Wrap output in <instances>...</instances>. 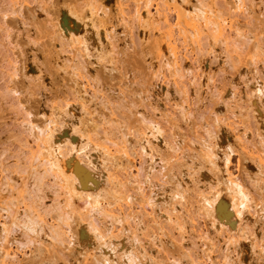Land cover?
<instances>
[{
  "label": "bare ground",
  "instance_id": "obj_1",
  "mask_svg": "<svg viewBox=\"0 0 264 264\" xmlns=\"http://www.w3.org/2000/svg\"><path fill=\"white\" fill-rule=\"evenodd\" d=\"M33 1L37 4L32 9H37L39 12L36 13H40V16L44 13L41 18L44 17L45 25L38 27L35 26L38 25L37 22L35 24L37 20L33 22L31 26L34 25V29L36 27L33 32L36 33L38 29V33L33 37L32 34L31 37L27 35V42L32 44L30 46L38 44V49L36 46L27 48L29 51L42 48L47 52L49 49V54L45 52L44 57H41L42 49L41 55L40 52L38 55L42 61L43 58L44 61L49 59L52 64H49V60L43 63L39 56V60L36 59L34 52L27 58L31 59L30 62L33 60L36 66L39 64L38 70L43 69V73L49 70V76V71L45 74L47 78L50 79V74L56 72L55 75H60V81L64 79L59 83L66 87L58 84L62 90L57 88L60 96L53 92L60 102L52 98L65 107L59 108L61 104L58 108L57 105L53 106L56 102L48 98L52 100H49L52 103H49L50 106L47 104L50 107V112L47 109L49 114L45 110L41 111L48 107L38 110L43 118L39 113L36 114L41 121L32 118L31 109L23 110V105L20 106L17 99L15 105L18 108L20 104V116L18 111V117L13 113L15 106L10 108L14 118H19V127L24 129L22 131L26 136L28 134L29 142L23 133L17 135V138L25 136L22 139L27 142L24 146V142L18 138L22 142L20 147L24 146V151L27 149L23 151L25 154L22 149L20 151L24 154V163L21 162L23 167L20 162H15L20 164V167L17 166L19 164L15 165L19 168L14 166L18 171L14 172V167L11 168L13 163L9 168L0 163V264H27L21 263L23 259L19 260L16 248L11 249L12 243L21 250L27 248L28 254H33L32 260L36 259V264H58L59 259L56 261L55 256L59 253L62 256L64 250L67 252L70 249L74 250L75 256H71V262L65 263L60 258V264H241L246 250L244 247L249 245L254 248L257 242L253 241L259 237L263 245L260 244V250H256V254L260 255H256L254 264H264V75L259 72L262 65L264 68V55L261 56V53L264 54V0H58L57 10H53L56 13L51 16L44 7L51 0H0V5L6 3L0 6V12L7 8L12 15L18 12L20 18L24 10L22 8L27 7L31 11L29 6ZM10 11L5 12L11 14ZM6 13H0L1 32L5 29L10 31L11 24L8 26L3 21L8 15ZM25 16L21 15V18ZM135 39H141L139 42L144 45V57L147 55L148 61L140 58L142 50L137 51L138 54L134 53L137 58H133L136 60L131 68L132 72L137 71L129 77L130 74H125V71L130 69L131 72V68L127 69L122 64L124 61V64L131 62V57L128 58L131 49L128 48L130 45L135 47ZM142 44L140 48H143ZM9 53L11 55V51ZM119 55L126 56V60L123 57L119 59ZM208 58L215 61L216 68L207 61ZM9 59H0L5 69L2 70L0 63V81H3V86L0 84V101L9 100V94L18 92L16 83L11 87L15 81L10 79L13 80L18 72H23V68L21 71L16 68L19 63L17 65ZM140 59L141 63L147 61L144 66L139 63ZM5 61H11V64ZM112 61L119 64L115 65ZM109 62L114 64L112 67L120 69V82L124 81L123 74L125 82H128L127 78L134 81L137 75L139 80L133 82L134 88L130 86V90L135 92L123 90L127 88V83L119 84L123 89L115 87L114 83L116 90L121 89L123 92L118 90V98L117 95H113L115 98L109 97L107 90L113 86H107L109 83L104 82L96 67L101 64L98 67L101 66L102 72L111 73L113 70L114 73L116 68H111ZM30 64L32 69L34 64ZM36 66L35 71L34 68L32 72L28 69L26 73L36 77L35 80L30 74L28 77L23 73L26 81L29 80L26 84L31 83L33 88L41 86V81L39 83L37 79L40 75L43 81L42 71H38ZM45 67L47 69L44 70ZM60 71L64 72L63 75L68 73L67 77ZM6 79L8 81L5 82ZM46 79L45 86L49 81ZM10 81L12 84H8ZM240 84L250 86L247 85L249 89L244 86L247 95H243L248 99L242 98L243 95L238 92ZM166 90H177L178 96L181 94L178 97L180 99L176 98L178 101L174 100L167 107L165 105L168 103L161 104L163 107L160 104L157 106L154 97H160L159 91L167 94L169 91ZM131 94H135L140 101ZM119 96L129 105L138 103L143 107L144 104L147 106L144 107L146 110L143 108L146 113L141 107L135 108L137 110L134 113L130 108L132 105L126 107L127 104L123 103L121 106ZM198 104L202 110L205 107V111L199 110L201 118L209 108V115L206 113L210 116L209 122L203 116L201 120L205 123H200L203 133L195 129L196 125L192 133L189 129V133L181 134L182 123L187 126L185 123H192V117L198 113ZM98 105L106 110L105 115L103 108L100 110ZM124 108H128L132 115L139 116H133L130 120V113L121 110ZM149 110L151 114H147L151 112ZM118 111H122L123 115ZM95 116L96 120L93 118ZM118 121H121L120 125ZM95 128L103 129V133ZM101 134L104 141L100 139ZM252 138L257 139L252 142ZM256 141L259 142L256 144ZM237 152V157L243 159L240 164L244 163L246 167L242 165L243 170L234 173L232 161L233 154ZM178 167L191 169L187 174L192 175L190 181L194 182L195 189L189 185V181L188 184L184 181L180 174L183 171ZM9 169L14 172L15 180ZM163 169L172 172L175 176L172 173L170 175L176 178L179 173L181 177L177 179H183L186 187L181 185L182 182H174L173 185L164 182L163 177H157L155 171L160 174ZM187 174L185 177H189ZM195 174L201 178L196 176L192 179ZM177 179L171 181H179ZM48 187L52 189L51 193ZM187 187L196 192V196L193 191L190 193L194 199L190 198L192 196H189L191 200L186 198ZM45 188L50 196L53 194L52 198L47 197L51 199L47 204L44 201L48 195ZM222 192L229 196L223 210L215 205L217 199H221L218 197ZM195 200L198 204L194 203ZM49 202H53L52 205ZM152 204L157 207L152 209L151 206L148 210L149 206H145ZM180 204L184 207H180ZM202 217L203 220L208 219V224L210 222V234L204 233L198 223ZM186 238L190 239L194 247L192 252H188L190 248L187 255L183 254L187 261L181 255L185 252L180 250V240ZM124 240L128 243L124 244ZM147 244L153 249L152 252ZM172 244L179 249L173 248Z\"/></svg>",
  "mask_w": 264,
  "mask_h": 264
},
{
  "label": "rangeland",
  "instance_id": "obj_2",
  "mask_svg": "<svg viewBox=\"0 0 264 264\" xmlns=\"http://www.w3.org/2000/svg\"><path fill=\"white\" fill-rule=\"evenodd\" d=\"M1 1L4 2V1H6V0H1ZM18 1H19V0H18ZM57 1H58V0H56V1H55V0H54V1L51 0V2H50L51 5H50V3H47V4L50 5V6H48V5H47V6H46V5L44 6V7H46L45 9H48L47 12L51 13V14H49L50 16H51V15H55V13H56V12L54 13V11L57 10V8H56L57 5H56V4H58L60 0L58 1V3H57ZM254 1H255V0H254ZM257 1H258V0H257ZM260 1H261V0H260ZM0 3H2V2H0ZM35 3H36V1H35V2L33 1V2L30 4L29 7H31V11H32V10H36V11H33V12L28 11L30 8H27V7H26V9H27V12H26L25 7H23L22 9H24V10L21 11V12H23V13H22V14L20 13V18H19V16H18V15H19L18 12L16 13V15H15V13H13V15H12V12H11L9 9H7V8H3V12H4V13H6L5 11H7V10H8V12H9V11L11 12V14L6 13V14H8L7 16H6V14H5L6 17H4V18H5L6 20H3L7 25H8V24H9V25L11 24V25H10V26L8 25V26L10 27V28L8 27V28L10 29V31H9L8 29H7V30L5 29L4 32L2 31L3 33L1 32V28H0V56L2 55L1 53H5V55L8 56V57L12 56L15 60H14L12 57H11L10 59H9L8 57L5 58V57H6L5 55H4L5 57H4V56H1V57L4 58V59H6V60H8V59H9V60H13V62L15 61V62L17 63V65H18V63H19L18 66L16 65V66H17L16 68H20V71H21V69L23 68V69H22L23 72L21 71L20 74H19V72H18L19 70H17L18 73H17L16 76H14V79H13V80L10 79L12 82H13V81H15V82H13V84H12L11 81H10L11 83H8V84H12L11 87H13L14 83H16V85L18 86V89H17V86H16V88H15V89H17V91H18L17 93L15 92L16 94H12L13 92H12L11 94H9V95L12 97V99H11V97H10L9 100H12V101H9L8 99H7L8 101H7L6 99H2V100L0 101V161H2V162H0V163L3 164V165H1V166H4V165L6 164V165H5L6 168H9V166H10L12 163H13V164H12L13 166H12L11 168H13L16 164H19V163H15V162H20V163L22 162V163H24V162L22 161V159L24 158V154H25L24 152H25L27 149H25V151H24L23 148H24V146H26V143L29 142V140H28V138H27V137H29L28 134H27V136H26L25 133L22 131V130H24V129H22L21 126L19 127V125H20V124H18V123H19V118H17L18 120H17L16 118H14L15 116H14V114H11L12 109H10V108H11V107L14 108L13 106H15V108H16L17 110L15 109V111H14L13 113L16 114V117H18L17 113H18L19 116H20L19 111H21V110L18 109L20 104L18 105V108H17V106L15 105V102L18 103V102H17V100H18V101L21 103L20 106L23 105V107H24V108L22 107L23 110H24V109H27V110L31 109V110H29V111H30V112L32 111L31 114L34 115L32 118L35 117L34 120H35V119L37 120V118H38V121H39V120H40V117H39V116H41V118H43V117H42L43 115H41V114L38 112V110H41L42 107H45V108L48 107V108H46V109L43 108V110H41V111H44V110H45L44 112L47 113V109H48V111H49V109H50V107H49L50 104H49V103H51V102H49V100L52 99L53 102L58 101V99L56 98V97H58V96H57V95L54 96L55 94H54L53 92H55V93H57V94L59 93V96H60V92L57 90V88H58V89L61 88L60 86H62V85H63L62 87H64V88L66 87V86H64V84H62V83L60 84V83H59V82H61L62 80L64 81V79L61 78L62 80L60 81V75H59V76H58V75H55L56 72H53V71H54L53 69L55 68L54 65H53L54 68H53V66H52V68H53V69H52L53 74H50V79H51V80H50L49 77L47 78V75H45L49 70H46V71H44V72H46V73H43V71H42L43 69H42V70H38V67H39L38 65H39V64L36 66V65L34 64V61H33V60H32L33 62H32V61L30 62L31 59H30V58H29V59L27 58V57H29V56H30V57L32 56V55H30V53L33 54L32 52H34V54H36L35 56H36V59H38V60H39V58H40V60H41V59H42L41 57H44L45 52H46L47 54H49V49H48V52H47V50H44V51H43V49L40 48V49H42V51H43V56H42V55H41V52H40L41 50H40V49H39V50H36V49H38V48H37V45H38V44H37V45L33 44V46H36V47H35L36 49H35V48H34V49H30L31 52L28 50V48H29L28 46H30V45H32V44H31V43H30V45L28 44V42H27V37L30 36V34H32V37H33V36H36V33H38V31H37L38 29L36 30V33H34L36 27H35V29H34V25L31 26V25L33 24V22H34L35 20H37V21H35V24H36V22H37L38 25H35V26H38V27H39V26H42V25H45V22H43V21H45V20H43L44 17L41 18V16H43L44 13H43V14L41 13V16H40V15H39L40 13H39V14L36 13V12H39V11H37V9H32V8H35V7H33V6H35V5L37 4V3H36V4H35ZM254 3L257 4L258 2H254ZM5 4H6V3H5ZM5 4H1L2 7H3ZM53 4H55V6H54ZM259 4H261V3H259ZM1 5H0V6H1ZM52 5H53V6H52ZM257 6H258V5H257ZM50 7H51V8L53 7V9H51ZM0 8H1V7H0ZM36 8H37V6H36ZM4 9H6V10H4ZM55 9H56V10H55ZM50 10H51V11H50ZM53 10H54V11H53ZM1 11H2V9H1ZM3 12H0V13H1V14H4ZM40 12H42V11L40 10ZM32 13H34V14H32ZM17 14H18V15H17ZM25 14L28 15V16H25ZM36 14L39 15V16H37ZM21 15H22V16H23V15L25 16V18L22 17V18H24V21L22 20ZM31 15H32V16H31ZM35 15H36V17H35ZM0 16H1V15H0ZM16 16H17V17H16ZM29 16H30V17H29ZM45 16H46V15H45ZM34 17H35V18H34ZM37 17H38V19H37ZM32 18H34L33 21H32ZM18 19H20V20H18ZM26 19H27V20H26ZM39 19H40V20H39ZM21 20H22V21H21ZM25 20H26V22H28V25H29V26L27 25V23L25 22ZM6 21H8V22H6ZM30 21H31V22H30ZM23 22H24V23H23ZM42 22H43V23H42ZM30 23H31V24H30ZM26 25H27V26H26ZM46 25H47V24H46ZM11 27H12V28H11ZM24 27H25V28H24ZM26 27H27L28 29H29V27H30V29L33 27V28H32L33 30H32V29H31V30L29 29V30H30V31H29V30L26 29ZM44 27H45V26H44ZM42 28H43V27H42ZM46 28L48 29L47 26H46ZM47 29H46V30H47ZM2 30H3V29H2ZM40 30H41V29H40ZM44 30H45V29H44ZM27 31H29V32H27ZM33 31H34V32H33ZM32 32H33V33H32ZM39 32H40V31H39ZM42 32H43V31H42ZM42 32H41L40 34H43ZM24 33H26V34H24ZM28 33H29V34H28ZM44 33H45V32H44ZM3 34H4V35H3ZM33 34H34V35H33ZM134 34L137 35L136 32H135ZM27 35H28V36H27ZM136 35H135L134 37H136ZM6 36H7V37H6ZM2 37H3V39H2ZM25 37H26V40H25ZM30 37H31V36H30ZM5 38L8 39V40H6ZM46 38H47V37H46ZM136 38H138V36H137ZM43 39L45 40V38H43ZM43 39H42V42H43ZM133 39H134V38H133ZM47 40H48V38H47ZM139 40H141V39H135V40H133V43H134V44L136 43V44H135V47H136V48H135V47L133 48V47L130 45V48H128V50L131 49V51H132L133 53L130 51V53H131V55H130V53H127V50H126V53H127L128 55H130V56H128V55H127V56H128V58L131 57L132 60H133V58H137V55L134 54V53H136L137 51L139 52V51L142 50V52H140V55H141L140 58L142 59V57H143V58H145V59L147 60V55H146V57H144V52H145L144 45L141 43V41L139 42ZM232 40H234V39H232ZM8 41H9V42H8ZM137 41H138L140 44L143 45V48H140V44H137V43H138ZM39 42H41V41H38V43H39ZM45 42H46V41H45ZM2 43H3V44H2ZM10 43H11V44H10ZM1 44H2L3 46H2ZM45 44H46V43H45ZM45 44H44V45H45ZM134 44H133V45H134ZM39 45H40V44H39ZM41 45H42V44H41ZM7 46H8V47H7ZM33 46H30V48H33ZM3 47H4V48H3ZM6 47H7V48H6ZM27 47H28V48H27ZM39 47H40V46H39ZM42 47L44 48L43 45H42ZM45 47H46L45 49H47L48 45H46ZM132 48H133L134 50H133ZM143 49H144V50H143ZM206 49H207V47H206ZM206 49H205V50H206ZM2 50H3V51H2ZM9 50L11 51V55H10V53H9V52H10ZM32 50H34V51H32ZM35 50H36V51H35ZM5 51H6V52H5ZM27 51H29V52H27ZM7 52H8V54H6ZM39 52H40L41 57H40V55H38ZM138 52H137V54H138ZM263 52H264V51H263ZM12 53H13V55H12ZM26 53H27V54H26ZM126 53H125V54H126ZM47 54H46L45 57H47ZM261 54H262L261 56L263 57L264 54H263V53H261ZM9 55H10V56H9ZM28 55H29V56H28ZM33 56H34V55H33ZM38 56H39V58H38ZM1 57H0V59H2ZM118 57H119V59H121L123 56L121 57V56L119 55ZM120 57H121V58H120ZM124 57L127 58L126 56H124ZM124 57H123V58H124ZM148 57H149V56H148ZM16 58H17L18 61L16 60ZM25 58H26V59H25ZM32 58H33V57H32ZM125 58H124V59H125ZM131 58H130V61H131V62H129V64H128V63H127V64H124V63H126L125 61H124V63L122 62V63H123L122 65H126V66H124V67H125V68L127 67V69L131 68V66H132V68H133V65H132V64H133V62L136 60V59H135V60L132 61ZM33 59L35 60V57H34ZM44 59H45V58H43V61H44ZM117 59H118V58H117ZM141 59L139 60V61H140L139 63H140L142 66H144L143 64L145 63L146 60L143 61L144 63H141ZM263 59H264V57H263ZM28 60H29V61H28ZM38 60H37V62H38ZM48 60H49V59H47V61H44V62L46 63V62H48ZM125 60H126V59H125ZM0 61H1V60H0ZM35 61H36V60H35ZM41 61H42V60H41ZM43 61H42V62H43ZM114 61H115V60H114ZM114 61H112V62H114ZM120 61H123V60H120ZM128 61H129V60H128ZM147 61H148V60H147ZM147 61H146V62H147ZM207 61H209V63H210L211 65H213L212 67H215V65H216L215 61H213V60H211V59H209V58H208ZM5 62H6V61H5ZM10 62H11V61H8V62H6V63H8V64L10 65V64H11ZM15 62H14V63H15ZM28 62L33 63L34 66H36V68H37L38 71H42V77H43L44 84H43L42 78H41V80H40L41 75H40V76L38 75V76H39V78H37V79H39L38 82L40 83V81H41V86H39V87H36V86H35V87L33 88V87L31 86V85H32L31 83H30L31 85H30V84H28V85L26 84L27 81H29V80L26 81V79H25L24 76H25L26 73H28L27 70L30 69V67H31V64L28 63ZM39 62H40V61H39ZM44 62H43V63H44ZM112 62H109L108 65L110 64V66H111V65L114 66L115 62H114V64H113ZM0 63H2V62H0ZM14 63H13V64H14ZM35 63H36V62H35ZM40 63H41V62H40ZM262 63L264 64V62H262ZM8 64H7V66H8ZM21 64H22V65H21ZM29 64H30V65H29ZM36 64H37V63H36ZM41 64H42V63H41ZM49 64H52V63L50 62V60H49ZM117 64H119V63L116 61V64H115V65H117ZM134 64H135V63H134ZM136 64H137V63H136ZM43 65H44V64H43ZM45 65H46V64H45ZM47 65H48V64H47ZM47 65H46V67L49 66V65H48V66H47ZM99 65H101V64H99ZM99 65L96 66V67L98 68V71L100 70V72H98V73H100V75L103 76V80H104V82H106L107 84L109 83V84L107 85L109 88H111V86H113L114 83L116 84L115 87L117 86V87H120V88H121V86H120L119 84H120L121 82H124V84L127 83V84H126V85H127V88L124 87V86H122V87H124V89H123V88H121V89H123L124 91H125V89H126V91H127V89H128L127 93H130V91H131V90H130V89H131L130 86H132V89H133V88H134V83H133V82H134L135 80H136V81L139 80V79L137 78V75L134 74V75L136 76V79H135L134 81H133V80H129V78H127V79H128V80H127L128 82H125V78H124L125 76H124V75L126 74V72H127L128 74H130V75H129V77H130L131 75H133V73H135V72L137 71V70H135V68L133 69V70H135V72H134V71L132 72V68H131V72H132V74H131V72H129L130 69H129V71L126 70V71H125V74H123V78H124V79L121 77L122 80H124V81H121V82H120V79H119V77H120V73H121V72L119 73L120 69L111 66V68H116L115 71H116L117 73H119V75L116 74L115 71H114V73H113V70H111V73H109L108 71H104V72H102V71H101L102 68H100L101 66L98 67ZM120 65H121V62H120ZM122 65H121V66H122ZM2 66H3V67H2ZM2 66H1V67L3 68L2 70H5V69H4V65H3V63H2ZM5 66H6V65H5ZM7 66H6V67H7ZM21 66H22V67H21ZM34 66H33V68H34ZM50 66H51V65H50ZM110 66H109V67H110ZM138 66H139V64H138ZM6 67H5V68H6ZM41 67H42V66H41ZM46 67L44 68V70L47 69ZM96 67H95V68H96ZM102 67H103V66H102ZM118 67H119V65H118ZM122 67H123V66H122ZM124 67H123V68H124ZM134 67H136V66H134ZM262 67H263V65L260 67V69H259L260 71H259V72H260L261 75H264V68H262ZM25 68H26V69H25ZM33 68H32V69H33ZM42 68H43V67H42ZM48 68H49V67H48ZM97 68H96V69H97ZM99 68H100V69H99ZM119 68H121V67H119ZM123 68H122V69H123ZM136 68H137V67H136ZM138 68H139V67H138ZM215 68H216V67H215ZM32 69H30L31 71H29V70H28V71H29V72H32ZM96 69H95V70H96ZM0 70H1V69H0ZM118 70H119V71H118ZM34 71H35V68H34ZM109 71H110V70H109ZM140 71H141V69H140ZM140 71H139V72H140ZM24 72H25V74L23 75ZM58 72H59V71H58ZM60 72H61V71H60ZM62 72H63V71H62ZM62 72H61V74H62ZM95 72H96V71H95ZM123 72H124V71H123ZM141 72H142V71H141ZM0 73H1V71H0ZM34 73H36V72H33V74H34ZM40 73H41V72H40ZM49 73H51V72H50V71L48 72V76H49ZM63 73H64V72H63ZM65 73H66V72H65ZM29 74H30V73H29ZM29 74H26V75L29 77ZM37 74H39V72H38ZM56 74H57V73H56ZM58 74H59V73H58ZM66 74L68 75V73H66ZM66 74H64V75L62 74V75H63L64 77H67ZM121 74H122V73H121ZM128 74H127V75H128ZM185 74H186V72H185ZM187 74H189V73H187ZM1 75H2V74H1ZM22 75H23V76H22ZM43 75H44V76H43ZM62 75H61V76H62ZM98 75H99V74H98ZM2 76H4V75H2ZM5 76H6V75H5ZM19 76H20V77H19ZM30 76L33 77V75H31V74H30ZM34 76H35V75H34ZM69 76H70V74H69ZM187 76H188V77H187ZM187 76H186V77L190 80L189 75H187ZM15 77H16V78H15ZM28 77H27V78H28ZM32 77H31V78H32ZM100 77H101V76H100ZM116 77H117V78H116ZM31 78H29V79L32 80ZM34 78H36V77H33V80H35ZM44 78H45V79L47 78L49 81H51L50 84L48 83L49 81L46 79L48 82H47V84H46V86H45L46 81L44 80ZM69 78H70V77H69ZM69 78H68V80H69ZM134 78H135V77H134ZM183 78H184V77H183ZM187 78H186V79H187ZM4 79H5V77H4ZM7 79H8V78H7ZM7 79L5 80V82L8 81ZM15 79H16V80H15ZM118 79H119V80H118ZM130 79H133V77H131ZM137 79H138V80H137ZM188 79H187V80H188ZM33 80H32V81H33ZM65 80H66V79H65ZM101 80H102V78H101ZM105 80H106V81H105ZM184 80H185V78H184ZM25 81H26V82H25ZM185 81H186V80H185ZM1 82H3V81H0V84L3 86V84H2ZM38 82H36L37 85H39ZM104 82H102L103 85H104L105 87H107V86L105 85ZM187 82H188V81H187ZM17 83H18V84H17ZM24 83H25V84H24ZM32 83H34V81H33ZM36 83H35V84H36ZM63 83H64V82H63ZM110 83H111V84H110ZM135 83H136V82H135ZM241 83H242V82H241ZM6 84H7V83H6ZM35 84H34V85H35ZM42 84H43L44 86H43ZM58 84L60 85L59 87H58ZM65 84H66V83H65ZM67 84H69V83L67 82ZM67 84H66V85H67ZM244 84H245V83H244ZM249 84H251V83H249ZM1 85H0V87H1ZM4 85H5V84H4ZM34 85H33V86H34ZM118 85H119V86H118ZM121 85H123V83H121ZM126 85H125V86H126ZM247 85H248V84H247ZM247 85L245 86V85L240 84L241 87H238V92L240 91L241 95H243L244 93L247 95V92H245V91H247L246 88L249 89V87L252 86V84H251L250 86L248 85L249 87H248ZM27 86H31V88L29 87V89H28V88H26ZM137 86H138V82H137V84H136L135 90H136ZM244 86H245L246 88H245ZM19 87H20V88H19ZM115 87L113 86V87L111 88V90L109 89L110 91L107 90V94H108L109 97H111V98H112L113 95H115V96L117 95V98H118L119 93L117 94V92H118L119 89L117 88L118 90H116ZM169 87H170V86H169ZM172 87H173V85H172ZM55 88H56V90H57L58 92H56V90L54 91ZM170 88H171V87H170ZM170 88H169V89H170ZM34 89H35V90H34ZM107 89H108V88H107ZM121 89H120V90H121ZM167 89H168V87H167ZM175 89H178V88L175 86ZM251 89H252V91H253V86L250 87V90H251ZM19 90H20V91H19ZM59 90H62V89H59ZM112 90H113V91H112ZM120 90H119V91H120ZM250 90H249V91H250ZM1 91H2V90H1ZM63 91H64V89H63ZM108 91H109V92H108ZM115 91H116V92H115ZM121 91H122V90H121ZM126 91H125V92H126ZM168 91H169V92H168ZM171 91H172V92H170V90H166L165 92H168L167 94H165L163 91H159V92H157V93H158V97L160 96V97H159L160 99L157 98V97H154V99H153L154 101L156 100L157 106H158V104H160V106H162V105H165V103H168V104L165 105V106L167 107V105L169 106V103H174V100H175V102H176V101H178V100L180 99V98H178V97H180L181 94L179 93L180 96H178V91H177V90H176L175 92H173L174 90H171ZM249 91H248V92H249ZM252 91H250V92L253 94ZM51 92H52V93H51ZM122 92H123V91H122ZM122 92H120V93H121L120 96L122 95ZM132 92H135V91H131V93H132ZM161 92H163V94H162ZM160 93H161V94H160ZM171 93H172V94H171ZM7 94H8V93H7ZM61 94H62V93H61ZM123 94H124V93H123ZM175 94H177V95H175ZM245 94H244V95H245ZM5 95H6V93H5ZM9 95H8V96H9ZM12 95H14V96H12ZM124 95H127V94H124ZM155 95H156V94H155ZM165 95H167V96H165ZM172 95H173V96H172ZM239 95H240V94H239ZM244 95L241 96V97L243 98ZM248 95H250V94L248 93ZM3 96H4V95H3ZM3 96H2V97H3ZM120 96H119V98H120ZM128 96H130V95L128 94ZM131 96H133L135 99L137 98V96H136L135 94H134V95L131 94ZM162 96H165V97H162ZM176 96H177V97H176ZM250 96H251V95H250ZM252 96H254V95H252ZM252 96H251V97H252ZM13 97H16V98H14V101H13ZM52 97H55L57 100L55 99V100H56V101H55ZM113 97H114V96H113ZM168 97H169V100H167ZM170 97H171V98H170ZM245 97H246V96H245ZM245 97H244V98H245ZM5 98H6V97H5ZM48 98H50V99H48ZM114 98H115V97H114ZM114 98H113V99H114ZM117 98H116V99H117ZM125 98H126V97H125ZM128 98H129V97H127V99H128ZM134 98H133V99H134ZM155 98H156V99H155ZM164 98H165V99H164ZM176 98H177L178 100H176ZM0 99H1V98H0ZM15 99H17V100L15 101ZM127 99H126V100H127ZM157 99L160 100L161 102H159V101L157 102ZM161 99H162V100H161ZM246 99H248V98L246 97ZM5 100H6V101H5ZM47 100H48V101H47ZM52 100H50V101H52ZM60 100H61V99H60ZM119 100H121V98H120ZM131 100H132V97H131ZM136 100H139V99H136ZM166 100H167V101H166ZM243 100H244V99H243ZM61 101H62V100H61ZM121 101H122V103L119 102L121 106H123L124 104H127V106L125 105L126 107H129L130 105H132V104L129 105V103H124V102H125V99H124V102H123V99H122ZM128 101H130V100H128ZM133 101H134V100H133ZM139 101H140V100H139ZM207 101H208V100H207ZM244 101H245V100H244ZM58 102H60V101H58ZM58 102L54 103L53 106H54V105H57V108H58V106L61 104V103L59 104ZM123 103H124V104H123ZM42 104H43L44 106H42ZM47 104H49V106H47ZM51 104H52V103H51ZM122 104H123V105H122ZM141 104H142V103H141ZM161 104H162V105H161ZM12 105H13V106H12ZM40 105H41V106H40ZM208 105H209V104H208ZM53 106L51 105V108H52ZM60 106H61V107H60ZM60 106H59V108H61V109H63V108L65 107L64 104H63V105L61 104ZM142 106H143V107H141V105L137 103V105L134 104V106L132 105V106H130V108L132 109V112L135 113V111L138 109V107H139V108L141 107V108H140L141 110H143L144 107L147 108V106H144V104H143ZM165 106H164V107H165ZM212 106H215V105L213 104ZM55 107H56V106H55ZM62 107H63V108H62ZM96 107H97V106H96ZM132 107H134V108H132ZM162 107H163V106H162ZM196 107L199 108V104H198V106L196 105ZM200 107H201V106H200ZM203 107H204V106H203ZM20 108H21V107H20ZM39 108H41V109H39ZM98 108H101L100 110H102L103 107H101V106L98 105ZM135 108H137V109H135ZM146 108H144V109L146 110ZM148 108H149V106H148ZM150 108H151V107H150ZM61 109H59V110H61ZM96 109H97V108H96ZM119 109H120V108H119ZM131 109H130V110H131ZM200 109L202 110V108H199L197 114H195V113H196V110H195V113H194V114H195L196 116L194 115V117H192V118L194 119V120L191 119V120H192V123H191V121H189L188 123H185V124H188L189 128H188L187 125H184V122H183V123L181 122V123H182V129H181V131H180L181 134L189 133L190 130H191L190 133H192L195 129H196L197 131H199L200 134L203 133V132L201 133V129H202L203 127L201 128L200 125L203 124V123H205V121H208V122H209L208 118H210V116H208V115H209V114H208L209 112L207 113V111L209 110V108H208V110L206 109L207 111H206L205 113L202 112V111H205V107H204V109H203L202 111H200L201 113L204 114V115L202 114V118H203V116H206V117L203 118L205 121H203V123H202V120H201L202 118L199 117V115H200L199 110H200ZM18 110H19V111H18ZM116 110H117V109H116ZM116 110H115V111H116ZM121 110L124 111L125 113H128V114L130 113V114H131V115L129 114V116H130L129 119H130V120H131V117H133V116H135V117H138V116H139V115H137V116H136V115H132V112L129 111L128 108H126V109L124 108V109H121ZM147 110H148V109H147ZM17 111H18V112H17ZM61 111H62V110H61ZM103 111H104L103 113H104V115H105V111H106V110H105L104 108H103ZM122 111H120V112L118 111V112L121 114ZM143 111H144V110H143ZM149 111H151V110H149ZM16 112H17V113H16ZM49 112H50V111H49ZM118 112H117V116H118ZM144 112H145V111H144ZM147 112H148V111H147ZM37 113H39L40 115L38 114L39 116H37V115H36ZM61 113H62V112H61ZM99 113H102V112L99 111ZM103 113H102V115H103ZM106 113H107V112H106ZM134 113H133V114H134ZM145 113H146V112H145ZM151 113H152V111H151L150 113H147V114H151ZM206 113H207L208 115H206ZM47 114H49V113H47ZM120 114H119V116H121ZM198 114H199V115H198ZM64 115H65V114H63V116H64ZM104 115H103V116H104ZM122 115H123V113H122ZM125 115H126V116H125V118H126V117H127V114H125ZM93 116H94V115H93ZM114 116H115V114H114ZM197 116H198V117H197ZM30 117H31V116H30ZM84 117H85V116H84ZM104 117H105V116H104ZM123 117H124V116H123ZM93 118H95V120H96V116L93 117ZM98 118H99V117H98ZM98 118H97V119H98ZM115 118H116V117H115ZM118 118H120V117H117V119H118ZM59 119H60V121H61V120H62V116L59 117ZM59 119H58V120H59ZM120 119H121V118H120ZM122 119H124V118H122ZM136 119H137V118H136ZM41 120H42V119H41ZM41 120H40V121H41ZM99 120H100V118H99ZM99 120H98V121H99ZM118 120H119V119H118ZM127 120H128V119H127ZM121 121L123 122L124 120H121ZM121 121H120V122H121ZM128 121H129V120H128ZM132 121H135V120H133V118H132ZM210 121H211V120H210ZM91 122H92V121H91ZM91 122H90V123H91ZM118 122H119V121H118ZM120 122H119V125H120ZM195 122H196L197 124H195ZM87 123H88V122H87ZM90 123H88V124H90ZM97 123H99V122H97ZM97 123H96V125H97ZM200 123H201V124H200ZM92 124L95 125L94 121L92 122ZM92 124H91V125H92ZM136 124H138V123L136 122ZM189 124H190V125H189ZM192 124H194V125H192ZM85 125H87V124H85ZM94 125H93V126H94ZM98 125H99V124H98ZM116 125H117V124H116ZM196 125H198V126H197V128L195 127V129H194V126H196ZM100 126H101V124H100ZM87 127H88V129L90 128L89 126H87ZM87 127L84 126V128H86V129H87ZM98 127H99V126H98ZM101 127L104 128V126H101ZM192 127H193V128H192ZM183 128H184V130H183ZM95 129L97 130V128H95ZM189 129H190V130H189ZM198 129H200V130H198ZM99 130H100V129H99ZM99 130H97V131L99 132ZM102 130H103V129H102ZM102 130H100V132H101ZM182 130H183V131H182ZM97 131H95V134H96ZM186 131H188V132H186ZM25 132H26V131H25ZM100 132H99V133H100ZM184 132H185V133H184ZM19 133H20V134L23 133V134L26 136V137L24 136L25 139L27 138V139H26L27 142L25 141V142H26V143H25V142L23 141V139H22V138H24V137H22V136H21V138L18 137V138H20L21 141H23L24 144H25V145L23 144V145H24L23 148L20 147V146H22V145H21L22 142L20 141V139L17 138V135H18ZM26 133H27V132H26ZM99 133H98V134H99ZM102 133H103V131H102ZM23 134H22V135H23ZM96 135H97V134H96ZM18 136H19V135H18ZM98 136H99V135H98ZM98 136H97V137H98ZM101 137H102V134L100 135V139H101L102 141H104V140L102 139L103 137H102V138H101ZM16 138H17V139H16ZM258 138H259V137H258ZM98 139H99V137H98ZM100 139H99V140H100ZM252 139H253V138H252ZM252 139H251V141L253 142V141L256 140L257 138H254L253 140H252ZM258 140H260V138H259ZM263 140H264V139H263ZM20 142H21V143H20ZM258 142H259V141H258ZM258 142L256 141V144H257ZM263 142H264V141H263ZM19 144H20V145H19ZM19 147H20V148H19ZM25 148H27V147H25ZM21 149H22V152L24 151V152H23L24 154L20 153ZM21 155H22V156H21ZM237 155H238V152H237V154H236V153L233 154L232 171H233L234 173H238L239 170H240V171L243 170L242 168H244V166L246 167V165H245L244 163L242 164V165H244V166H242V165L240 164V163L243 161V159L240 158V157L238 156V157L241 159V160H240V159L237 157ZM21 157H22V158H21ZM23 160H24V159H23ZM3 162H4V163H3ZM14 163H15V164H14ZM22 163H21V164H22ZM237 164H238V165H237ZM239 164H240V166H239ZM17 166L20 167V164L17 165ZM17 166H15V167H17ZM241 166H242V167H241ZM15 167L13 168V169H14V170H13L14 172H15V170H16L17 168H19V167H17V168L15 169ZM21 167H23V164H22ZM4 168H5V167H4ZM11 168H10V169H11ZM178 168H180L181 171L184 172V174H183V172L180 173V171H179ZM178 168H177L178 171H177V170H176V171L179 172V173L181 174V176H182V175L184 176V177L182 176V178H184V181H185L187 184L190 182L191 184H189V185H193V187H194V184H193L194 182L192 183V182L190 181V180H191V179H190V176H192V175L189 176V175H188L189 173L187 174V172H191V171H189V170H191V169L187 168V169H186L187 171H186L183 167H178ZM185 168H186V167H185ZM240 168H241V169H240ZM10 169H9V170H10ZM9 170H8V172L13 173V174L10 173V175H11V176H12V175L14 176V172L11 171L12 169H11L10 171H9ZM18 170H19V169H18ZM18 170H16V171H18ZM166 170H167V169H163L162 171H160V174L158 173V171H157V172L155 171V174H157L156 176L159 177L160 179L163 177V178H162L163 181L165 180V181L169 182V184H173V185H174V182H175L176 184H177L178 182H179V184H181L180 182H182L183 179H182V180H181V179H177V178H180V177H181L179 173H177V175H176L177 178H176V177H174L175 175H174L172 172H166ZM176 171H175V172H176ZM91 172H92V171H91ZM175 172H174V173H175ZM170 173H172L171 175H174V176H171ZM185 173H186L187 176H189V177H185V175H186ZM197 173H199V174L201 175L200 172H197ZM197 173H196V174H197ZM158 174H159L160 176H158ZM162 174H163V175H162ZM175 174H176V173H175ZM196 174L193 175L194 177H191V178L194 179L196 176H197V177L199 176V174H198V175H196ZM250 174H251V173H250ZM7 175H9V173H8ZM15 175H16V174H15ZM11 176H8V177H11ZM15 177H16V176H14V178H13V177H12V178L15 180ZM157 177H156V179H157ZM199 177H200V176H199ZM199 177H198V178H199ZM172 178H173V179H172ZM185 178H186V179H185ZM198 178H197V179H198ZM200 178H201V177H200ZM174 179H177V180H179V181H176V180H175V181H171V180H174ZM188 179H189V180H188ZM14 180H13V181H14ZM16 181H17V180H16ZM16 181H15V182H16ZM165 181H164V182H165ZM184 181H183V182H184ZM188 181H189V182H188ZM49 182H50V181H49ZM164 182H163V183H164ZM167 182H166V183H167ZM170 182H171V183H170ZM183 182H182V184H181L182 186H184V185L186 184L185 182H184V183H183ZM50 183H51V182H50ZM50 183H49V184H50ZM169 184H168V185H169ZM165 185H166V184H165ZM173 185H172V186H173ZM181 185H179V186H181ZM166 186H167V185H166ZM104 187H105V186H104ZM106 187H107V186H106ZM106 187H105V188H106ZM184 187H186V185H185ZM189 187H192V186H189ZM189 187H187L186 190H188ZM49 188H50V187H48V189H49ZM195 188H196V187H194V189H195ZM48 189L45 188L46 193L48 192V191H47ZM106 189H107V188H106ZM50 190H51V192H52V189H49V193H51ZM45 191H43V192L45 193ZM192 191H193V189L191 188V190L189 189V190L186 192V193L188 194V196L186 195V198H189V196H192V195H193V194H190V193H193V192H194V191H193V192H192ZM195 191H196V190H195ZM43 192H42V194H43ZM186 193H185V194H186ZM47 194H48V193H47ZM195 194H196V192H194V196H196ZM226 194H227L226 192H222V194H221L222 196L220 195V196L218 197V198H221V199H217V202H218V203H216L215 205H218V206H216V208H218V207L220 206L219 208H220L221 210H223V208L227 205L226 203H228V201H229V200H227V199H229V198H228L229 196H228V194H227V195H226ZM52 195H53V194H52ZM52 195L50 196V194H48V195H46V198L49 197V196H50V198H52ZM107 195H108V194H107ZM46 198H44V201H45V203L47 204L50 198H47L48 200H47ZM190 198H191V199H194L193 196L190 197ZM190 198H189V199H190ZM195 198H197V197H195ZM45 199H46V200H45ZM191 199H190V200H191ZM50 200H51V199H50ZM186 200H187V199H186ZM196 200H197V199H196ZM196 200L194 201V203L198 204ZM218 200H219V201H218ZM188 202H189V200H188ZM223 202H224V203H223ZM43 203H44V202H43ZM45 203H44V204H45ZM49 203H50V202H49ZM52 203H53V202H52ZM52 203H50V204L52 205ZM189 203H190V202H189ZM192 203H193V202H192ZM192 203H191V204H192ZM46 204H45V205H46ZM153 204H154V203H153ZM153 204H152V205H145V206H146V207L149 206V207H147V209L149 210L150 207L153 206ZM222 204H223V205H222ZM224 204H226V205H224ZM155 205H156V204H155ZM155 205H154L153 207H151V208L154 209L155 207H157V206H155ZM193 205H194V204H193ZM46 206H48V205H46ZM46 206H45V207H46ZM162 206H163V205H162ZM179 206L182 207L183 204H180ZM48 207H49V206H48ZM146 207H145V208H146ZM183 207H184V206H183ZM49 208H50V207H49ZM47 209H48V208H47ZM207 220H208V219H207ZM207 220H206V219L203 220V217H202V219H200V222H198V223H199L200 227L204 230V233H207V234L209 233V234H210V233L212 232V231H211L212 228H211V226H210V222H209V224H208ZM260 222H261V221H260ZM202 223H203V224H202ZM256 224H259V222H257ZM262 224H263V226H264V220L262 221ZM259 225H261V224H259ZM263 226H262V227H263ZM73 228H74V227H73ZM263 228H264V227H263ZM209 229H211V230H209ZM206 231H207V232H206ZM172 232H174V230H173ZM257 239H258V237H257ZM259 239H261V238L259 237ZM259 239H258V240H254L253 242H254V243H256V242L258 243V242H259ZM182 240H183V241H182ZM189 240H190V239H189ZM189 240H188V238H186V239H181V240H180V241H181L180 244L182 245V247H181L182 249H180V250H182L181 252H185V253H182L181 255L186 254L187 250H189L190 248H192V249H190L188 252H192V251H193V249H194V247L192 246L193 244L190 243L191 241L189 242ZM262 240H263V239H262ZM128 241H129V240H128ZM255 241H256V242H255ZM186 242H187V243H186ZM262 242H263V241H262ZM123 243H124V244H127L128 242H127V240H126V241L124 240ZM257 243H256L257 246H255L254 248L249 247V245L244 247V249H246V250H244L246 255L244 254L245 256H244V255L242 256V259H243V257H244V259L241 260V262H242L243 264H254L256 258L259 257L260 253H257V254H259V255H257L256 252L260 250L259 245L262 244V243H261V241H260L258 244H257ZM263 243H264V242H263ZM169 244H170V243H169ZM169 244H168V245H169ZM10 245H12L11 249H13V250H14L15 248L17 249L16 253L18 252L17 255L19 256V260H20V259H23V260H20V261H22L21 263L24 262V263H27V264H33L34 262H36V259H35V258H34L35 261L32 260V258H33L32 255H33V254H31V255L28 254L29 251L26 250L27 248H26L25 250H24V249L21 250V249H19V248L17 247L16 244L14 245V243H12V244H10ZM170 245H171V244H170ZM186 245H187V246H186ZM262 245H263V244H262ZM15 246H16V247H15ZM172 246H173V248H174V247H177V246H175V244H174V245L172 244ZM183 246H184V247H183ZM191 246H192V247H191ZM260 246H261V245H260ZM147 247H148L149 250H151V252L153 251V249L150 247V245L147 244ZM152 247H153V246H152ZM185 247H186V248H185ZM256 247H258V248H256ZM31 248H33L32 245H31ZM177 248H178V247H177ZM187 248H188V249H187ZM175 249H176V248H175ZM178 249H179V248H178ZM183 249L186 250V251H184ZM18 250H19V251H18ZM256 250H257V251H256ZM66 251H67V252H65V250H64V253H63V252L61 253L62 256H60V253L57 254V255L55 256V257H56V261L59 259V261H57L58 264H60V258H61V262H62V263H65V262H71V260H72V259H71V258H72L71 256H73V257L75 256V255H74V250H72L73 252L71 251V249H70V251H68V250H66ZM19 252H20V253H19ZM22 252H23V253H22ZM25 252H26L28 255H27V254H24ZM29 253H30V252H29ZM34 253H35V252H34ZM68 253H69V254L71 253V254L69 255ZM72 253H73V254H72ZM252 253H253V254H252ZM254 253H255V254H254ZM64 254H65V255H64ZM261 254H262V252H261ZM22 255H23V256H22ZM68 255H69L70 257H69ZM186 255H187V254H186ZM252 255H253V256H252ZM256 255H257V257H256ZM27 256H28V257H27ZM65 256H66L67 258H65ZM184 256H185V255H183V257H184ZM26 257H27V258H26ZM181 257H182V256H181ZM183 257H182V259H183ZM254 257H255V258H254ZM64 258H65V259H64ZM184 258H186V256H185ZM245 258H246V259H245ZM28 259H29V260H28ZM62 259H63V261H62ZM68 259H69V260H68ZM26 260H27V261H26ZM65 260H66V261H65ZM187 260H188V259L186 258V261H187ZM31 261H32V262H31ZM183 261H185V259H184ZM243 261H244V262H243ZM242 263H241V264H242ZM34 264H36V263H34Z\"/></svg>",
  "mask_w": 264,
  "mask_h": 264
}]
</instances>
